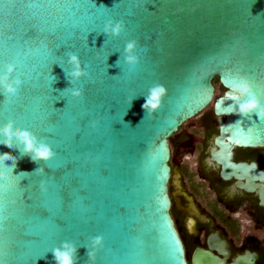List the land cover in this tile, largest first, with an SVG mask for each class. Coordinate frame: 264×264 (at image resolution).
I'll return each instance as SVG.
<instances>
[{
	"label": "water",
	"instance_id": "1",
	"mask_svg": "<svg viewBox=\"0 0 264 264\" xmlns=\"http://www.w3.org/2000/svg\"><path fill=\"white\" fill-rule=\"evenodd\" d=\"M109 20L124 22L119 37L103 33ZM133 39L140 62L130 66ZM69 53L89 72L74 84ZM8 62L23 84L10 100L0 93V125L13 120L56 155L34 163L0 145L16 157L13 171L0 166V264H55L64 241L76 264H187L170 214L169 138L210 104L217 160L264 180L255 163L230 159L233 146L264 147V119L225 111L247 100L232 91L244 82L264 105V0H0V72ZM157 83L167 94L148 115ZM253 187L264 204V185Z\"/></svg>",
	"mask_w": 264,
	"mask_h": 264
},
{
	"label": "flooded vegetation",
	"instance_id": "2",
	"mask_svg": "<svg viewBox=\"0 0 264 264\" xmlns=\"http://www.w3.org/2000/svg\"><path fill=\"white\" fill-rule=\"evenodd\" d=\"M218 134L209 105L169 138L170 214L187 264H264V204L253 187L264 180L219 162ZM230 152L231 161L264 171V147L233 146Z\"/></svg>",
	"mask_w": 264,
	"mask_h": 264
},
{
	"label": "clouds",
	"instance_id": "3",
	"mask_svg": "<svg viewBox=\"0 0 264 264\" xmlns=\"http://www.w3.org/2000/svg\"><path fill=\"white\" fill-rule=\"evenodd\" d=\"M124 29L125 24L123 21L113 22L109 20L104 26L103 33L107 36L119 37ZM137 47V40H129L126 43L124 48V62L126 64L135 66L140 62V58L136 54ZM68 64L70 65V71L66 73V77L70 84H74L75 81L89 76V72L82 66L79 56L75 53L68 54ZM15 72L16 65L12 62L5 63L3 71L0 72V93H3L6 100H10L12 97L16 96L19 88L23 84L19 76L13 75ZM232 91L236 93L237 96H247L251 98L247 99L245 102L238 103L235 107L231 106V114L240 117L255 114L259 119H264V105L260 103L259 98L247 82L234 86ZM82 94L83 89L81 88L73 87L71 89V95L73 97H81ZM166 94L167 89L161 84L157 83L149 88L148 94L145 97V102L142 105L144 111L148 115L155 113L161 107L162 100ZM0 145L9 149L19 148L22 150L23 155L30 156L34 163L50 161L56 155L49 144L42 142L30 130L22 126H17L13 120H8L0 125ZM15 160L16 157L10 152L0 153V166L5 170L13 171V166H9L6 162ZM5 170H0V181L7 179L8 172ZM35 172L43 175L44 169L39 167ZM44 184L45 182L41 181L42 190H46ZM91 244L93 249L102 247L103 237H93L91 239ZM51 252L55 264H76L77 247L71 242L64 241ZM87 255L93 261L95 260V251H89L88 249Z\"/></svg>",
	"mask_w": 264,
	"mask_h": 264
},
{
	"label": "rangeland",
	"instance_id": "4",
	"mask_svg": "<svg viewBox=\"0 0 264 264\" xmlns=\"http://www.w3.org/2000/svg\"><path fill=\"white\" fill-rule=\"evenodd\" d=\"M216 85H217V87H219L218 89H217V91H216V95H219V94H221L222 93V88H220V86H219V83L217 82L216 83ZM210 106H211V104H210Z\"/></svg>",
	"mask_w": 264,
	"mask_h": 264
},
{
	"label": "snow or ice",
	"instance_id": "5",
	"mask_svg": "<svg viewBox=\"0 0 264 264\" xmlns=\"http://www.w3.org/2000/svg\"><path fill=\"white\" fill-rule=\"evenodd\" d=\"M249 85H250V84H249ZM250 86H251V85H250ZM250 98H251V97H247V99H250ZM232 99H233V100H238L239 98H238V97H232ZM231 106H232V105L228 106L227 109H225V111L230 110V109H231ZM237 142H239V141H237Z\"/></svg>",
	"mask_w": 264,
	"mask_h": 264
},
{
	"label": "trees",
	"instance_id": "6",
	"mask_svg": "<svg viewBox=\"0 0 264 264\" xmlns=\"http://www.w3.org/2000/svg\"><path fill=\"white\" fill-rule=\"evenodd\" d=\"M214 81L217 83L218 82V79H217V77L214 79ZM219 83V82H218ZM219 86H220V88H222L223 89V87L219 84Z\"/></svg>",
	"mask_w": 264,
	"mask_h": 264
}]
</instances>
